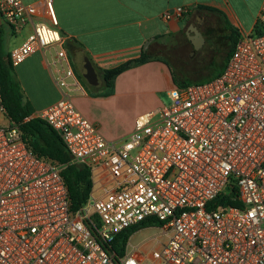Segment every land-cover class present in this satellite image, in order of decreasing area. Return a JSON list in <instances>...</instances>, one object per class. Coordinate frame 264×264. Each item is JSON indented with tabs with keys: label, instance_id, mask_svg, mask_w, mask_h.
I'll use <instances>...</instances> for the list:
<instances>
[{
	"label": "built area",
	"instance_id": "2783aa9c",
	"mask_svg": "<svg viewBox=\"0 0 264 264\" xmlns=\"http://www.w3.org/2000/svg\"><path fill=\"white\" fill-rule=\"evenodd\" d=\"M190 13L175 7L163 19ZM0 21L14 36L31 28L12 65L43 54L61 93L25 121L47 123L92 179L100 168L112 179L71 212L62 168L33 153L0 96V264H264V1L220 75L169 90L170 102L137 116L124 140L107 139L76 107L84 89L54 0H0ZM225 195L239 206L210 205ZM148 221L141 229H159L165 243L146 252L132 235L123 254L112 250L118 234Z\"/></svg>",
	"mask_w": 264,
	"mask_h": 264
},
{
	"label": "crops",
	"instance_id": "0c3cea01",
	"mask_svg": "<svg viewBox=\"0 0 264 264\" xmlns=\"http://www.w3.org/2000/svg\"><path fill=\"white\" fill-rule=\"evenodd\" d=\"M22 1L27 4L40 5L44 0ZM263 1L54 0L59 30L65 40V48L75 71L76 79L84 89V92L76 90L73 93L76 107L87 119L98 126L100 132L107 139L113 140V133L100 126L93 115L96 106L107 101L135 103L139 97L146 95L147 92H152L157 85L162 83L169 92L172 88L177 87L173 79V69L160 56L143 63H132L120 75L122 77L119 85L116 79L120 76L114 80L110 96L105 95L107 91L102 94L91 95L80 78V76H84L90 85L95 83L85 73V63L88 62L92 68L97 67L101 71L102 69L116 68L120 59L125 60L127 57L136 54H148L151 49H156L161 53V47L168 38L173 39L185 28L189 31V26L193 24L189 25L188 22L195 12L212 14L210 17L217 18L214 19L216 24L219 22L218 18L220 17L225 23L224 32L226 34L230 26L236 30L238 35L249 33L256 26ZM180 6L190 7L191 13L181 20L165 21L163 19L165 12ZM248 8H250L248 17L250 20L244 24L241 15ZM196 19L200 21L199 17ZM213 27L217 26L214 24ZM30 32L31 28L28 27L22 33L16 35L19 38L17 42L9 43L8 51L10 52L13 47L22 43ZM220 35L216 36L213 30L207 31L208 42H206L203 34L204 42L199 45L198 49L194 50H200L203 45L218 41ZM11 36L14 35L10 32ZM186 38L193 47L194 44L188 38L187 32ZM47 59L48 57L46 58L43 54L36 53L22 64L14 67L15 79L20 84L23 92L24 105L32 110V115L54 104L61 97V93L48 70ZM93 78L95 81L96 78ZM159 105L158 100H156L148 107L138 109L132 115L128 128L118 140H124L130 135L137 116L151 110H157L161 107ZM93 182V192L96 196L102 195L104 189L112 188V179L103 168L96 171Z\"/></svg>",
	"mask_w": 264,
	"mask_h": 264
},
{
	"label": "rangeland",
	"instance_id": "374dc122",
	"mask_svg": "<svg viewBox=\"0 0 264 264\" xmlns=\"http://www.w3.org/2000/svg\"><path fill=\"white\" fill-rule=\"evenodd\" d=\"M206 14L208 16H212V14ZM249 14L250 8L243 11L241 17L242 20H244V24L249 22ZM197 15L198 12H195L192 15L191 19L188 22L189 25H195ZM215 18L216 17L214 16L213 18L209 17L210 21L213 23L212 25L215 24L217 26L215 29L213 28V32H215L216 36L220 35V33H223L219 36L218 41L205 44L200 50L196 51L186 38V32L189 31H187L185 28L173 39L168 38L165 41V44H163V46L161 47V53H159L156 49H151L150 53H148L147 55H149L150 58H156L157 56H160L165 62L169 63L173 69L177 84L203 83L215 78L220 73L221 69L227 64L232 54V39L230 38H232L231 36L233 35V32L236 35V30L231 26L226 34L224 32V21L219 17L218 25V23L216 24V21L214 20ZM199 19L201 20L202 18L199 17ZM18 38L19 37L17 36L9 37L6 44V50H9V43L17 42ZM140 57L141 55L136 54L127 57L125 60L120 59L119 64L116 66V68L121 65L138 61ZM102 70L106 71L107 69ZM93 71L95 73L96 79L94 81V78L91 77L90 80L92 82H95L94 84L90 85L85 80L84 76V78L80 76L81 81L83 82L84 86H86L88 92L91 95L97 93L102 94L107 91L106 83L103 79V74L97 67H93ZM121 77L122 76L116 79L118 85L121 83ZM156 100H158L160 104L159 107L170 102L168 91L164 87L163 83L157 85L155 87V90H153L152 92H147L146 95L139 97L138 101H135V103H116L109 101L101 103L96 106L93 111V115L98 120L100 126L104 127L108 132L113 133V140H118L128 128L132 115L141 107H148ZM8 124H10V120L7 116H5L4 125ZM131 241L133 245H141L143 249L148 252L161 243H165L167 241V236L162 235V232L159 229L145 228L135 232L132 236Z\"/></svg>",
	"mask_w": 264,
	"mask_h": 264
},
{
	"label": "trees",
	"instance_id": "16d2710c",
	"mask_svg": "<svg viewBox=\"0 0 264 264\" xmlns=\"http://www.w3.org/2000/svg\"><path fill=\"white\" fill-rule=\"evenodd\" d=\"M9 37V28L0 21V96L2 105L11 122L20 124L24 133V139L33 153L37 157L62 168L61 175L68 189L70 210L71 212H76L88 201L93 191L94 182L92 179V173L87 167L71 163L70 155L64 143L47 123L36 118L25 121L26 118L32 116L33 112L24 105L21 86L14 76V66L11 63L9 51L6 50V44ZM231 37L233 51L238 38V33L236 32L235 35L233 32ZM150 59L149 55L143 54L138 61L133 63L139 64ZM130 64L128 63L117 68L101 71L108 89L105 94L106 96L111 95L114 80L125 72ZM173 79L177 87L190 85L177 84L174 73ZM233 197L234 195L219 197L210 205L239 206V203L232 199ZM149 222L150 221L143 223L142 227L127 229L118 234L113 242L112 250L123 254L128 239Z\"/></svg>",
	"mask_w": 264,
	"mask_h": 264
},
{
	"label": "water",
	"instance_id": "95a60500",
	"mask_svg": "<svg viewBox=\"0 0 264 264\" xmlns=\"http://www.w3.org/2000/svg\"><path fill=\"white\" fill-rule=\"evenodd\" d=\"M187 36L190 39V41L194 44V49H198L199 45L204 42L203 34L198 29L197 26L190 25L189 26V32H187ZM85 73L91 77H95V73L93 71V68L91 65L87 62L85 63Z\"/></svg>",
	"mask_w": 264,
	"mask_h": 264
},
{
	"label": "flooded vegetation",
	"instance_id": "af4514ba",
	"mask_svg": "<svg viewBox=\"0 0 264 264\" xmlns=\"http://www.w3.org/2000/svg\"><path fill=\"white\" fill-rule=\"evenodd\" d=\"M197 17H202V19L200 21L196 19L195 25L199 30L202 31L205 36L206 42H208L207 31L213 30V28L215 29L216 27H213V23L209 19L210 16H208L207 14L198 13Z\"/></svg>",
	"mask_w": 264,
	"mask_h": 264
}]
</instances>
